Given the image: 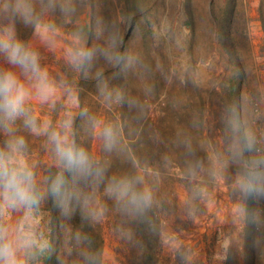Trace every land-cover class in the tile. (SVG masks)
Instances as JSON below:
<instances>
[{
    "label": "rangeland",
    "instance_id": "374dc122",
    "mask_svg": "<svg viewBox=\"0 0 264 264\" xmlns=\"http://www.w3.org/2000/svg\"><path fill=\"white\" fill-rule=\"evenodd\" d=\"M16 2L0 0V31L37 54L56 88L26 102L39 132L25 116L0 127V149L23 137L39 194L22 264L49 241L56 264H264V192L240 184L264 174V0H26V17ZM0 69L31 88L3 54ZM66 122L87 174L60 163L49 140ZM145 192L148 203L131 202ZM24 216L10 210L5 223Z\"/></svg>",
    "mask_w": 264,
    "mask_h": 264
},
{
    "label": "clouds",
    "instance_id": "9594fccd",
    "mask_svg": "<svg viewBox=\"0 0 264 264\" xmlns=\"http://www.w3.org/2000/svg\"><path fill=\"white\" fill-rule=\"evenodd\" d=\"M15 11L26 17L30 12V6L26 0H17ZM0 54L5 56L9 64L19 66L26 78L32 82L29 88L15 73L0 69V127L6 132L10 131L11 124L17 118L25 116V124L30 126L33 132H39L35 118H27L26 102L32 97V89L35 90L39 100L46 102L54 96L56 88L49 81L47 71L40 68L37 54L15 40L14 31L8 27L0 31ZM69 55L73 60L83 62L90 59L92 53L70 51ZM62 127L65 129L64 134L60 131H52L49 134L58 161L69 170L82 174L89 173L91 163L87 153L82 148H78L74 140H69L66 130L70 124L66 122ZM47 129L48 124L45 123L43 130L47 131ZM102 135L106 146L110 148L113 138L112 129L106 127ZM24 144L23 137H18L8 141L5 149H0V264H22L17 252L32 243L29 239L30 234L24 230V222L29 219L33 207L39 203V194L36 191L34 173L21 156ZM255 163H264V161ZM262 177L264 174L250 172L247 176L241 177L240 184L247 190L264 192V186L253 185V180L259 181ZM62 184V178L58 177L52 186L54 195L60 194ZM116 191L118 196L128 195V185L121 182V186ZM149 201L150 194L147 192L131 195L133 204L140 202L146 204ZM20 209H25V216L16 228H11L5 223V217L10 210Z\"/></svg>",
    "mask_w": 264,
    "mask_h": 264
},
{
    "label": "trees",
    "instance_id": "16d2710c",
    "mask_svg": "<svg viewBox=\"0 0 264 264\" xmlns=\"http://www.w3.org/2000/svg\"><path fill=\"white\" fill-rule=\"evenodd\" d=\"M263 28H264V21L262 20ZM52 215L54 216L55 213ZM54 247L51 244V241H49L45 246L43 247H35L33 250V259L32 264L35 263V259H39V261L43 262L44 264H56L57 259L56 256H54ZM37 256V258H34ZM34 260V261H33Z\"/></svg>",
    "mask_w": 264,
    "mask_h": 264
}]
</instances>
